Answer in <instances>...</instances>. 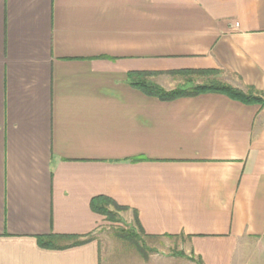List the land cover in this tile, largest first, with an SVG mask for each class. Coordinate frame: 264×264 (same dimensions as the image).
I'll return each mask as SVG.
<instances>
[{
  "label": "crops",
  "instance_id": "1",
  "mask_svg": "<svg viewBox=\"0 0 264 264\" xmlns=\"http://www.w3.org/2000/svg\"><path fill=\"white\" fill-rule=\"evenodd\" d=\"M208 70L264 99V0H0V264H102L96 197L181 242L157 264H244L264 244V105L130 84Z\"/></svg>",
  "mask_w": 264,
  "mask_h": 264
},
{
  "label": "trees",
  "instance_id": "2",
  "mask_svg": "<svg viewBox=\"0 0 264 264\" xmlns=\"http://www.w3.org/2000/svg\"><path fill=\"white\" fill-rule=\"evenodd\" d=\"M179 74L185 75V76H191V75H218L217 71L208 70V71H179ZM142 78H139V77ZM148 76V73L144 72L141 74H137L136 78H132L130 81V84L132 87L140 90L144 95L148 97H155L160 101H172L178 98L183 97H194L198 96L200 94H206V93H215V94H222L227 97H229L232 100H236L238 102H241L246 105H252V104H259L264 105V99L259 95L258 93L254 92V90L249 89L246 92H243L239 89H236L232 86L222 84L217 81H210V82H204L202 84H197L191 87H179L175 88L169 91L164 90L163 88L159 87L158 85L153 84L150 82L146 77ZM190 81L188 80V83ZM187 83V82H186ZM185 83V84H186ZM91 209L104 217V220L108 222H122L121 219H119L116 214H121L124 212L127 208L119 206L116 204L113 200L106 198V197H96L90 202ZM112 207L115 210V213L112 212V210H109L108 208ZM123 224L126 226V228L121 229L118 231L117 236L127 243H135V240H138L139 236H142L143 238H153L146 236L144 231L142 230L139 221L137 219V216L134 215V218L130 224H125L123 221ZM91 236L88 237V239H81V237H74V236H59V235H49L46 237H40L38 239L39 245L45 248H67L71 246H78L86 240H90ZM67 242L66 244H63V246H58V242ZM197 264H202L201 261H198Z\"/></svg>",
  "mask_w": 264,
  "mask_h": 264
},
{
  "label": "rangeland",
  "instance_id": "3",
  "mask_svg": "<svg viewBox=\"0 0 264 264\" xmlns=\"http://www.w3.org/2000/svg\"><path fill=\"white\" fill-rule=\"evenodd\" d=\"M192 78V75H184L183 77L178 76L175 78V83H172V86L174 89L183 86L191 87L210 81L226 84L218 75H203L202 78L196 77L195 80ZM188 80L190 81L189 83ZM178 83L180 86L177 87L176 84ZM108 209L115 213L112 207ZM116 216L121 219L122 222H108L104 220L102 225L99 226L94 233V237L98 240L100 245L102 264H157L154 262V259L162 255H170L172 252L176 253L180 249L181 242L178 239L166 237L143 238L139 236L138 240H135V243L133 242L131 244L124 242L117 236V233L121 229L126 228L127 225L125 226L123 224L124 220L120 214L117 213ZM125 224L130 223L125 222ZM174 261L183 262L184 260L178 257ZM243 261L244 264H264V244L249 247L243 256Z\"/></svg>",
  "mask_w": 264,
  "mask_h": 264
},
{
  "label": "built area",
  "instance_id": "4",
  "mask_svg": "<svg viewBox=\"0 0 264 264\" xmlns=\"http://www.w3.org/2000/svg\"><path fill=\"white\" fill-rule=\"evenodd\" d=\"M235 25H237V24H235Z\"/></svg>",
  "mask_w": 264,
  "mask_h": 264
}]
</instances>
